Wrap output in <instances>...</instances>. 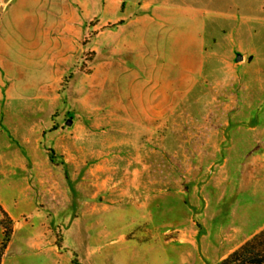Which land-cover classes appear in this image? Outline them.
Segmentation results:
<instances>
[{"label": "rangeland", "instance_id": "obj_1", "mask_svg": "<svg viewBox=\"0 0 264 264\" xmlns=\"http://www.w3.org/2000/svg\"><path fill=\"white\" fill-rule=\"evenodd\" d=\"M263 229L264 0H0V264H219Z\"/></svg>", "mask_w": 264, "mask_h": 264}, {"label": "trees", "instance_id": "obj_2", "mask_svg": "<svg viewBox=\"0 0 264 264\" xmlns=\"http://www.w3.org/2000/svg\"><path fill=\"white\" fill-rule=\"evenodd\" d=\"M219 264H264V229Z\"/></svg>", "mask_w": 264, "mask_h": 264}, {"label": "water", "instance_id": "obj_3", "mask_svg": "<svg viewBox=\"0 0 264 264\" xmlns=\"http://www.w3.org/2000/svg\"><path fill=\"white\" fill-rule=\"evenodd\" d=\"M241 60V57H238V61H240ZM69 123V122H68Z\"/></svg>", "mask_w": 264, "mask_h": 264}]
</instances>
